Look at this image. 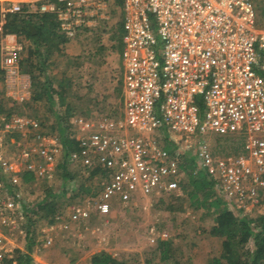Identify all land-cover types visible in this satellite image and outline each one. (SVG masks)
Instances as JSON below:
<instances>
[{
	"label": "built area",
	"instance_id": "built-area-1",
	"mask_svg": "<svg viewBox=\"0 0 264 264\" xmlns=\"http://www.w3.org/2000/svg\"><path fill=\"white\" fill-rule=\"evenodd\" d=\"M111 3L122 10V112L74 120L79 128H95L76 135L79 148L71 153V162L88 173L99 167V192L88 198L97 212L108 214L126 189L144 195L177 190L179 157L187 153L230 203L245 196L247 182L264 188V29L258 27L252 0H0L6 84L19 83L29 94L18 35L6 29L10 13L22 19L50 13L59 32L73 39L107 19ZM25 97L20 94V100ZM27 126L38 127L39 121L15 116L3 130ZM210 133L242 136L240 151L214 154ZM59 148L56 144L55 151ZM22 179L14 172L5 181L0 173V222L24 220L27 204L20 190L12 189ZM89 216L87 210L69 213L72 220ZM9 243L0 227V262L13 257Z\"/></svg>",
	"mask_w": 264,
	"mask_h": 264
},
{
	"label": "rangeland",
	"instance_id": "rangeland-1",
	"mask_svg": "<svg viewBox=\"0 0 264 264\" xmlns=\"http://www.w3.org/2000/svg\"><path fill=\"white\" fill-rule=\"evenodd\" d=\"M252 1L258 27L264 29V0ZM107 10L109 17L101 20L97 28L82 30L78 34L86 39L85 47L79 41L71 44L59 42L64 56L60 57L54 71V85L59 89H54L58 94L52 92V100L42 91L47 80L46 75L38 73V54L29 49L30 46L35 48L36 42L25 39L23 34L21 39L18 38L23 46V64L25 60H31L26 67L33 70L36 83L30 77L29 94L27 89L22 93L19 83L9 87L5 82L4 88L0 89V173L5 181L10 180L14 172L23 176L29 169L35 170L36 176L30 182L22 179L12 188L20 190L22 201L27 204L28 208L23 211L24 220L18 217L0 222L10 242V255L14 257L19 252H28L35 264H91L95 253L107 251L129 264H166L160 259L159 244L167 240L171 245L172 258L186 264H208L211 257L222 253L223 239L210 234L214 222L213 208L210 205L192 206L194 198L189 195L188 187L192 165L188 153L179 157L181 182L177 190L144 195L126 189L128 191L113 199L108 214L97 212L88 200L100 188V174L91 176L81 164L70 161L66 168L75 177L62 179L64 151L63 148L55 151L56 144L57 147L61 144L57 117L65 114L69 119L74 113L88 115L95 108L104 113L112 111L113 117H119L122 112V10L113 3L108 4ZM56 33L61 34L58 28ZM71 47H76L77 53L82 50L81 56L85 57L76 59L77 54L67 57L66 51L70 52ZM101 65L107 68L95 74L93 68ZM77 67H90L94 75L85 79L82 75L76 77ZM22 73L26 72L22 70ZM104 87L106 92H103ZM95 92L100 95L94 96ZM20 94H25V99L20 100ZM20 115L39 121V126L3 130L4 123ZM76 128L73 138L79 134L80 128ZM94 128L89 126L88 133ZM70 130L67 131L69 134ZM207 140L214 154L223 155L232 153L238 145L241 147L243 137L210 133ZM23 152L27 156H23ZM191 158L195 166L206 174L197 158ZM245 186L248 187L245 196L232 198V205H228L237 208L236 202L242 204L244 201L246 205L240 207L241 213L257 219L255 224L260 225L259 218L264 215V188L251 182ZM56 190L65 191L57 201L56 211L41 210L38 201ZM31 206L33 208L29 210ZM72 209L87 210L90 216L80 221L72 220L69 217ZM259 225L255 231L260 230ZM27 230L31 235H27ZM249 246L254 247L253 239ZM22 264H25L24 260Z\"/></svg>",
	"mask_w": 264,
	"mask_h": 264
},
{
	"label": "trees",
	"instance_id": "trees-1",
	"mask_svg": "<svg viewBox=\"0 0 264 264\" xmlns=\"http://www.w3.org/2000/svg\"><path fill=\"white\" fill-rule=\"evenodd\" d=\"M118 4H121L123 0H116ZM58 28V23L55 19V16L47 13L46 15H37L34 19H22L16 14L10 13L8 16V22L6 23V29L8 31H20L24 36L31 38L36 42V47L33 48L30 46L32 53L38 54V37L40 35H47L49 37H54V44L57 49L59 47V42L67 41L68 39L63 37V35L56 33ZM28 62H31L30 59L25 61V64H21L23 68L28 65ZM22 68V69H23ZM26 68V67H25ZM4 70L0 64V81L4 77ZM29 76L33 80L34 75L33 71L27 70ZM50 80L45 81V84L42 85L43 93H45L48 98L52 96ZM58 120V129L60 132V139L62 142V147L64 151V160L62 179L68 180L75 177L72 172H68L66 164L69 163L71 159V153L79 148L78 141L73 137H70L68 134L69 128L71 125L68 121V116L63 114L57 117ZM165 146L168 150L173 151V142L166 138ZM240 145L236 146L233 152L237 153L240 151ZM232 152V153H233ZM192 156L188 155L190 164L192 165V171L189 173L188 187L190 188L189 195L194 198L192 206L196 208L206 207L210 205L213 208V211L209 207L214 222L210 228V234L221 237L222 240V253L218 256H213L210 258L208 264H264V215L260 219V230L255 231V227L258 225L255 224V219L243 215L240 208H230L228 203L231 204L227 199L223 198L219 194L215 181L207 176L203 171L199 170L194 161H192ZM97 167L90 171V175L94 176L100 172ZM84 173V172H83ZM36 173L35 170H26L22 176L23 180L30 182L35 179ZM264 177V176H263ZM185 187V185H184ZM65 193V191L59 192H50L48 196L44 197L42 201H38L40 209L46 210L48 212L54 213L56 211V205L58 199ZM264 199V198H263ZM232 205V204H231ZM28 208V207H27ZM33 206L29 207L31 210ZM28 231V236L31 235L30 230ZM31 239V238H30ZM254 240V247H250V240ZM160 247V259L166 264H186L180 260L172 258L171 245L167 240H162L159 244ZM19 252V251H18ZM23 260L25 264H35L30 253L22 252L18 253L14 257L8 258L0 264H22ZM91 264H129L126 260L118 259V257L110 252L101 251L95 253L92 256Z\"/></svg>",
	"mask_w": 264,
	"mask_h": 264
},
{
	"label": "crops",
	"instance_id": "crops-1",
	"mask_svg": "<svg viewBox=\"0 0 264 264\" xmlns=\"http://www.w3.org/2000/svg\"><path fill=\"white\" fill-rule=\"evenodd\" d=\"M43 14H47V13H43ZM42 14V15H43ZM50 14V13H49ZM16 33H17V35H18V38L20 37V39L22 38V33H20V31H16ZM44 37H46L47 38V35H40L39 37H38V73L39 74H42V76H44V75H46L45 76V79L46 80H50V82L52 81V83L50 84L51 86V90H52V92H54V93H56V94H58L57 92H55V90L54 89H59L58 88V86H55L54 85V81H55V68L58 66V64H59V59H60V57H63L64 56V53L62 52L63 51V49H62V51L60 50V49H57L56 48V46H55V44H54V37L52 36V37H49L48 36V40L47 39H45ZM120 37H121V33H120ZM17 38V41L19 40ZM25 39H30V40H32L31 38H29V37H24ZM86 39L85 38H83L82 36H77V38H73V39H68L67 41H68V43L69 44H71V42L72 43H76V42H78L79 41V43L81 44V46L82 47H85V45L83 46V44L85 43L84 41H85ZM32 41H34V40H32ZM19 42V41H18ZM35 42V41H34ZM20 43V42H19ZM21 44V43H20ZM21 47H22V49H23V46L21 45ZM22 49L19 51V53H18V57H19V64H20V69L21 70H24V72H26V74H29L28 72H27V70H31V71H33L32 69H29L28 68V66L25 68H23V66L21 65L22 63H23V59L21 58V54L23 53V51H22ZM88 49V48H87ZM86 49V50H87ZM33 50H34V47H33ZM82 50H81V52H78L77 53V50H76V47L75 48H73V47H71V49H70V52L69 51H66V56L67 55H73V56H75L76 54V59H79L80 57H85L84 55H82L81 56V54H82ZM87 53H89V51L87 52ZM71 55V56H72ZM68 57V56H67ZM68 59V58H67ZM26 61V60H25ZM86 62H88V63H90V65L92 64L91 63V61L89 62L88 60L86 61ZM25 63V62H24ZM0 64H1V67H2V53H1V50H0ZM24 65V64H23ZM102 67V68H101ZM23 68V69H22ZM105 68H107V66H104V65H101V66H95L94 68H93V71H95V74H98L101 70L102 71H104V69ZM2 69H3V67H2ZM77 70H76V77H78V76H80V75H82L83 76V78L85 79V78H91L93 75H94V73H92L91 72V68L90 67H77L76 68ZM4 70V69H3ZM5 71V70H4ZM80 72V73H79ZM38 74V75H39ZM4 76H5V72H4ZM101 76V74L100 75H98V77H100ZM74 80H75V77H74ZM88 81H89V79H87ZM33 82H35L36 83V81H35V77H34V79H33ZM5 83V78L3 77V79L0 81V89H3L4 88V84ZM90 83V82H89ZM91 83H92V81H91ZM54 90V91H53ZM103 91V90H102ZM103 92H106V90H105V87H104V91ZM93 95L94 96H99L100 94H98L97 92H95V93H93ZM48 97V96H47ZM48 99H50V100H52V98H48ZM121 105H122V102H121ZM121 108H122V106H121ZM122 110V109H121ZM92 111H93V113H91V114H88V115H86V114H75L74 113V115L73 116H71L69 119H68V121H69V123H70V125H71V130H70V134H69V136L70 137H73V135H75V134H73V132L74 131H76L77 130V126L79 125L78 124V122L77 121H74V120H77L78 119V117H82L83 119H85V120H89V119H93V120H96V119H98L99 120V117H98V115H107V116H112V114L114 113H112V111L111 112H107V113H104V111L103 110H101V109H97V108H95V109H92ZM88 129H89V125L87 126V125H83L80 129H79V136L78 137H81V134H80V131H83L82 133L83 134H87L88 133ZM77 136H76V138H74V139H76L77 141H78V139H77ZM61 142V141H60ZM62 142H61V144H60V146H61V148H60V150L63 148L62 147ZM45 264H46V262H44Z\"/></svg>",
	"mask_w": 264,
	"mask_h": 264
}]
</instances>
